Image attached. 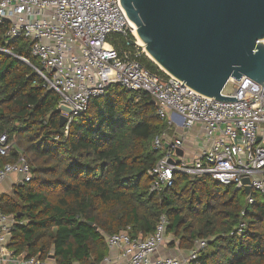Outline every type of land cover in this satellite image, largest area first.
Listing matches in <instances>:
<instances>
[{
    "label": "trees",
    "instance_id": "16d2710c",
    "mask_svg": "<svg viewBox=\"0 0 264 264\" xmlns=\"http://www.w3.org/2000/svg\"><path fill=\"white\" fill-rule=\"evenodd\" d=\"M9 28L0 23V137L6 134L11 145L7 156L0 152V169L22 154L33 172L29 183L0 195V212L17 222L9 242L16 256L101 264L109 253L108 236L127 231L146 238L165 216L170 247L189 252L197 240H208L200 264H264L262 196L253 194L249 205L243 191L208 176L181 174L173 187L150 193V171L163 155L154 141L170 133L152 98L111 85L66 135L59 95L44 87L33 68L40 62L29 39L7 38ZM110 41L120 52L128 49L123 35ZM139 61L163 75L145 55ZM241 222L246 227L238 233Z\"/></svg>",
    "mask_w": 264,
    "mask_h": 264
},
{
    "label": "built area",
    "instance_id": "2783aa9c",
    "mask_svg": "<svg viewBox=\"0 0 264 264\" xmlns=\"http://www.w3.org/2000/svg\"><path fill=\"white\" fill-rule=\"evenodd\" d=\"M0 23L10 26L7 38L24 35L29 39L32 56L40 62V68H33L44 80V87L59 95V106L71 110V115H65L66 135L69 125L111 85L118 84L129 92H145L152 98L158 116L167 121L172 134L165 132L154 141L155 150L163 155L150 171V193L173 187L176 174H181L191 179L208 176L238 191L249 188V205L255 203L253 194L264 200L261 84L247 77L231 79L222 96L237 98L238 102H220L195 92L164 71L161 76L152 74L139 61L144 47L138 44L137 28L120 0H0ZM115 35L125 36L128 49L120 52L113 45L110 39ZM2 51L12 54L8 49ZM22 60L31 65L29 60ZM197 126L200 145L190 154L186 134ZM10 150L4 134L0 137V152L7 156ZM178 150L183 154L179 155ZM12 174L20 176L19 184L33 179L32 168L22 154L16 164L0 169V185ZM16 224L14 217L0 212V264H47L37 257H15L9 242ZM167 226L168 220L162 216L155 233L146 238H132L127 231L108 236L109 254L120 256L112 260L108 255L101 264H200L198 259L208 240H197L186 259L156 257L167 245ZM245 227L241 222L238 233Z\"/></svg>",
    "mask_w": 264,
    "mask_h": 264
},
{
    "label": "water",
    "instance_id": "95a60500",
    "mask_svg": "<svg viewBox=\"0 0 264 264\" xmlns=\"http://www.w3.org/2000/svg\"><path fill=\"white\" fill-rule=\"evenodd\" d=\"M120 3L151 61L195 92L220 102H238L222 96L231 79L247 77L264 87V0ZM58 111L63 126L71 110L59 106Z\"/></svg>",
    "mask_w": 264,
    "mask_h": 264
},
{
    "label": "crops",
    "instance_id": "0c3cea01",
    "mask_svg": "<svg viewBox=\"0 0 264 264\" xmlns=\"http://www.w3.org/2000/svg\"><path fill=\"white\" fill-rule=\"evenodd\" d=\"M199 131H200V127L197 126L191 132L186 134L187 150L188 152L190 151V154L191 152H194L195 150H197L198 146L200 145V143L197 141V135H196ZM19 179H20V176H18L17 174H13L9 176L8 179L3 184L0 185V195L1 194H12L14 187L19 184ZM167 245H165L161 250L157 252L156 257H165V256L170 257L171 256V257L186 259L189 256L188 251L181 250L178 248V246L170 247V249H168ZM108 255L112 258V260H117L120 256V253L117 254L116 252H114L110 254L108 253ZM15 257L23 258L24 256L15 255ZM46 261H47V264H56L55 259H52L51 257H49ZM11 264H17V263L12 262Z\"/></svg>",
    "mask_w": 264,
    "mask_h": 264
},
{
    "label": "rangeland",
    "instance_id": "374dc122",
    "mask_svg": "<svg viewBox=\"0 0 264 264\" xmlns=\"http://www.w3.org/2000/svg\"><path fill=\"white\" fill-rule=\"evenodd\" d=\"M142 51L144 52V55L149 59V60H151L149 57H148V55H147V53L144 51V48L142 49ZM155 64V63H154ZM156 65V64H155ZM157 66V65H156ZM159 68V67H158ZM160 69V68H159ZM161 70V69H160ZM162 71V70H161ZM231 89H230V87L228 88V91H230ZM13 175V174H12ZM11 176V175H10ZM167 242H166V244H168L167 245V248L168 249H170V242L172 241V236L171 235H168L167 234Z\"/></svg>",
    "mask_w": 264,
    "mask_h": 264
},
{
    "label": "bare ground",
    "instance_id": "6f19581e",
    "mask_svg": "<svg viewBox=\"0 0 264 264\" xmlns=\"http://www.w3.org/2000/svg\"><path fill=\"white\" fill-rule=\"evenodd\" d=\"M136 36H137V41H138V44L140 45V46H143L144 47V43L139 39V37H138V35L136 34ZM149 56V55H148ZM149 58L151 59V57L149 56Z\"/></svg>",
    "mask_w": 264,
    "mask_h": 264
}]
</instances>
